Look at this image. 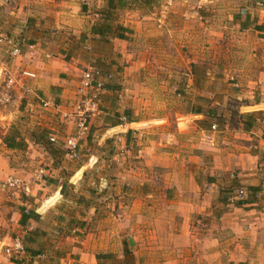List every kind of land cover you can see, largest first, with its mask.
<instances>
[{"label":"crops","instance_id":"crops-1","mask_svg":"<svg viewBox=\"0 0 264 264\" xmlns=\"http://www.w3.org/2000/svg\"><path fill=\"white\" fill-rule=\"evenodd\" d=\"M110 1L84 5L81 0H0L5 5L0 9L5 13L0 32L13 41H25L20 57L0 61L7 64L10 77L20 78L22 88H14L13 108L0 111L7 123L3 122L7 128L3 138L13 128L18 129V114L26 111L30 133L46 131L48 138L54 139L50 145L64 149V153L54 152L47 145L35 144L30 133H20L34 151L24 158V164L12 167L10 155L18 150L6 148L0 139V264H55L63 258H56L57 253L50 249L49 242L56 239L68 241L71 247L66 264H98L96 256L100 254L112 255L116 264H264V96L258 100L241 96L238 99L248 103L240 105L238 116H218V102L210 98L216 94L210 70L199 66L204 64L199 50L216 41L217 15H226L227 10L218 8L216 0H197L192 8L181 5L182 0H160V7L122 9L110 8ZM118 26L127 30L126 40L113 35ZM227 26L225 23L222 28ZM186 38L193 42L197 54L191 60L182 53L175 57L171 50L181 47ZM185 62L190 63V69ZM90 67L102 71L104 77L111 76L104 83L116 88L102 91L96 112L105 117L116 112L121 117L119 125L113 124L106 131H116L121 151L118 157L129 163L120 171L126 175L119 176V181L130 203L116 217H100L97 206L80 191L84 174L102 158V151L98 156L86 155L88 163L66 176V169L59 165L66 163L65 145L72 138L61 142L56 134L77 130L72 118L81 113L80 78ZM19 72L35 78H17ZM176 79L182 84L175 91L171 86ZM147 80L160 82L165 92L174 89L186 101L154 108L141 101L150 94ZM125 86L131 102L113 106L102 101L121 99L120 87ZM46 97L53 99L55 108L49 107L43 115L39 101L44 103ZM203 97L206 104H200ZM124 112L131 121H123ZM172 116H177L176 123L169 120ZM94 122L89 124L91 129ZM215 124L219 131L214 145L202 143L201 136ZM89 140L94 141L89 138L85 142ZM79 141L81 138L72 160L80 157L85 142ZM97 142L102 146L103 140L97 138ZM41 164L48 168L32 172L31 165ZM39 171L54 178V187L44 181L43 190L55 196L45 205L56 199L45 216L32 207L42 187L36 184L43 180ZM12 177L28 186L29 194L5 186ZM68 182L75 194L64 198L61 191ZM105 186L103 180L100 188L105 190ZM93 189L87 187V192L91 194ZM238 189L246 192L243 202L233 197ZM20 194L25 200L19 199ZM29 209L37 214V220L30 219L22 226V211ZM81 222L83 228L75 227ZM28 236L35 241L25 242L26 246H35L32 248L40 255L24 254L14 259L4 255L3 246L16 238L23 242Z\"/></svg>","mask_w":264,"mask_h":264},{"label":"rangeland","instance_id":"rangeland-1","mask_svg":"<svg viewBox=\"0 0 264 264\" xmlns=\"http://www.w3.org/2000/svg\"><path fill=\"white\" fill-rule=\"evenodd\" d=\"M94 2L95 0H89L88 2ZM116 1L112 0L113 6L116 8ZM181 1V0H180ZM214 1V0H213ZM87 1L81 0L82 4L88 3ZM194 3H197V0H182L181 5L185 4L184 6L188 8H192V5ZM218 8L227 10V14H218L217 15V24H218V35L216 36V41L205 45V49L200 52L199 50V57L203 58L202 65L199 64V66H204L209 68L210 70V78L211 84H214V89L216 91V94L214 96H211L212 101H217L218 104L216 105V111L217 115L221 116L224 115L226 118L227 116H238L235 114H238V110L240 105L244 103H248L246 100H240L241 96L243 97H254L255 100H258L259 98H262L264 93V81L261 83L262 80H264V0H216L214 3ZM144 5L145 7L151 5L152 7H160V0H149L148 2H138V3H126L127 8L135 7V6H141ZM180 5V6H181ZM5 5L0 3V9L4 7ZM5 13H0V22L4 21ZM248 18V26L244 29L242 32L240 24H244L246 22V18ZM2 23V22H1ZM225 23L229 26H227L226 30L222 28ZM263 27V31H256L255 27ZM1 37H8L7 34L0 32V38ZM183 42V41H182ZM193 42L186 38L184 42L182 43L181 47H172V54H175V57L178 56V54L182 53L183 57H185L186 60H191L197 57L196 51L192 49L193 46H191ZM181 45V44H179ZM209 48L208 50H206ZM10 46L6 45L5 43L0 42V61L2 63H5L6 60L16 58L12 57L10 54ZM0 64V111L3 109H7V107L11 106L16 98L14 97V88L16 89H22L20 88L21 80L18 78V75H21V73H17V80L14 82L13 86L7 87L8 79L10 78V75L7 72V64ZM190 63H183V65H187L190 69ZM6 68L5 73H1L3 69ZM92 68V67H90ZM95 69V68H93ZM87 70V69H86ZM84 70L82 74L86 71ZM96 70V69H95ZM102 73V71H100ZM4 76L3 79L1 76ZM104 76V73H102ZM82 77V75H81ZM216 77V78H215ZM3 79V80H2ZM111 80V79H109ZM188 78H186V81ZM81 81V78H80ZM173 81V87L176 90H179L181 88L182 80L176 79ZM150 87L148 90L150 94L147 96V98H142L141 101L146 102L148 101L150 104L153 105L154 108H157L161 104H170L171 106H175L178 102H185L186 99H182L184 96L178 97L174 89H171V92H165L164 89H162V84L160 82H148L146 81ZM186 83V82H185ZM188 83V82H187ZM80 85V84H79ZM123 96H121V99L116 97L114 100L111 99V97L108 100H102L105 104L110 105L112 103L113 106H116V102L126 104L127 102H131L125 95L124 89L125 87H120ZM164 88V87H163ZM79 92V90H78ZM152 92V93H151ZM102 93L100 92L96 94L93 91H88L84 93H78L79 98V105L80 109L79 113H76V117H73V121L75 126L73 128H76L77 130L74 132V129H70L68 133L65 132H59L56 136L58 139L63 142L62 140H66L68 137H71L72 139L78 140L81 138V142L83 143L87 141L89 138L93 139L94 141L91 142L89 140L88 142H85L82 146L80 157L76 160H72L69 158H65L66 163L61 164L59 162V165L61 167H64L66 169L64 175L70 174L71 171L75 170L80 165H85L88 161L86 155H99L101 151L103 152L102 158L96 162L94 161L92 169L88 170L82 179L83 185L80 187V191H82L83 196H89L91 199L93 206H97V210L99 212V216L102 217L103 215L112 214L115 217L122 214V212L125 210V208L130 203V196L128 192L125 190L119 181V176L124 177V175H120V171L122 169L126 168V164H129L127 160H120L118 157V152L120 151L119 143H116V131L113 132V130L110 129V126L116 123V112H112L111 114L107 115L106 117L104 115L98 114L96 112L97 107L94 111L89 112L90 109H87V103L86 101L92 100L97 101L100 100V96L102 97ZM6 96H8L6 100ZM119 96V94L117 95ZM186 98H191V95H185ZM204 98H201L200 104H203ZM44 102H50L49 107L53 104V99L51 98H44ZM18 101H20L18 99ZM206 104V102H204ZM18 105H16L14 108H16ZM49 107H44L43 103L39 101V108L42 109L43 115L46 114L49 110ZM13 108V107H12ZM55 108V107H54ZM40 109L37 110L40 112ZM47 110V111H46ZM1 113V112H0ZM49 114V113H48ZM95 114V115H94ZM1 117V116H0ZM85 119L87 121L88 129L83 134L80 132L79 124L80 122ZM95 120L94 127L91 129L89 127V124ZM170 121H177V116L169 117ZM183 120V119H181ZM5 122L4 118H0V139L3 138V135L6 131V129L3 128V124ZM16 124L19 126L18 130L21 134H29L30 129L32 127H28V123L30 122V117L27 116L26 111L22 114H18V117L16 119ZM108 124L107 126L104 124ZM152 125H160V122H153ZM216 125V124H215ZM68 128L67 125H64ZM183 126V125H182ZM182 129L185 128L181 127ZM218 128V125H217ZM219 130H217L218 132ZM90 135V136H89ZM218 136V135H216ZM215 136V138H216ZM99 140H103L102 146L100 143L97 142V138ZM107 141V143H106ZM216 141V139H215ZM52 143H48L47 141V148L56 151L60 150V152L64 153V149L61 148L59 145H50ZM54 144V143H53ZM63 144V143H62ZM27 145V144H26ZM65 150L68 154V148L65 145ZM123 151L126 150V147H123ZM34 151V148L29 149V146L27 145L26 148L23 151H19L16 154H12L11 156V162L10 166L16 167L20 166L21 163H23V160H26L24 158H29L30 155H32ZM3 150L0 148V153H2ZM68 157V155H67ZM122 158V157H121ZM122 162L123 163L121 165ZM134 162V161H133ZM88 163V162H87ZM24 164V163H23ZM108 164L109 167L106 168L105 166ZM32 172L38 171L39 168H48L47 166L41 164L36 167V165H31ZM36 167V168H35ZM121 167V168H120ZM104 172H106L104 174ZM123 172V171H122ZM43 176V175H42ZM15 179V177H12ZM106 180V188L107 189H101L100 186L103 183V180ZM42 182L37 181V185H42L41 188L37 191V198L33 199L32 207L39 210L40 214L42 216H45V214L51 209L54 208V202L48 205H45L51 198L55 197L51 195L52 192L43 190L45 182L48 184H52L51 187H54V178L50 177L49 175H46L43 178L41 177ZM67 180V179H66ZM74 180V179H73ZM72 180V181H73ZM75 179L74 181H76ZM45 181V182H44ZM70 181V180H69ZM67 188L65 189V195L62 197L69 198L74 196V191L71 187L70 182L67 183ZM87 187L94 188V192L89 194L87 192ZM17 191V190H16ZM11 193H14L12 191ZM79 194V192H77ZM80 195V194H79ZM77 196V195H75ZM41 197V198H40ZM44 197V198H42ZM24 199L25 197L23 194L19 195V199ZM45 206V207H44ZM68 210V209H66ZM97 226L98 224H94ZM98 227V226H97ZM50 239L49 237L47 240ZM45 241V238H44ZM55 243L49 242L51 244V250L57 254H59L61 259L56 260L55 264H66L67 258L69 255V251L71 247L68 245V241L62 240L59 241V239L55 240ZM35 247V246H32ZM37 248V247H36ZM116 256V255H115ZM115 258V257H114ZM114 261V262H113ZM112 264H116V258L113 260ZM54 264V263H53Z\"/></svg>","mask_w":264,"mask_h":264},{"label":"built area","instance_id":"built-area-1","mask_svg":"<svg viewBox=\"0 0 264 264\" xmlns=\"http://www.w3.org/2000/svg\"><path fill=\"white\" fill-rule=\"evenodd\" d=\"M83 1L88 2L89 0H83ZM84 5H87V3ZM0 42L5 43L6 45L10 46V49H11L10 54L12 57L18 58L21 56L22 44L24 45V42H25L24 40L18 39L17 41H13L12 39H9L7 37H1ZM5 72H6V68H4L1 73H5ZM21 76L22 78H29V79L35 78L33 74H30L28 72H22ZM109 79H111L110 76L104 77L99 70L88 68L82 74L81 81H80V87H79V93H82L84 95V93L88 91H93L96 94H98L103 91V87L105 84L104 82ZM7 82H8L7 87H11L14 85L13 83L16 82V80L10 77ZM7 98L8 96H6V100ZM86 103L88 106L87 109H90L89 112L94 111L95 108L97 107L96 101H92L88 99ZM43 106L49 107L50 104L49 102H44ZM123 121H125V119ZM79 127H80L81 134H83L88 129L87 121L83 119L80 122ZM217 130H218L217 125H212L210 129L201 136V142L204 144H209L210 146H213L215 143V136H216ZM50 141L54 142V139L51 138ZM1 145L2 144L0 143V148H1ZM77 145L78 143L76 139H70L66 142V146L68 148L67 155L69 159H74L76 157ZM39 175L42 177V175H44V172L39 171ZM5 186L15 189V190H20L25 194H29L30 192L28 186L24 185L20 180H16L13 178H8L7 181L5 182ZM245 195H246V192L244 189H238L235 191L233 197L236 200H244ZM3 252H4V255L9 259H14V258L23 256L25 254V251H24V245H23L22 240L20 238L14 239L10 244L3 246Z\"/></svg>","mask_w":264,"mask_h":264},{"label":"trees","instance_id":"trees-1","mask_svg":"<svg viewBox=\"0 0 264 264\" xmlns=\"http://www.w3.org/2000/svg\"><path fill=\"white\" fill-rule=\"evenodd\" d=\"M148 2L149 0H117L116 1V7L118 8H124L126 6V3H140V2ZM109 7L110 8H115V6H113L112 4V1L109 2ZM248 18H246V22H244V24H240L241 26V30H244L246 28V26H248ZM256 31H263V27H260V26H256L254 28ZM117 32H115L113 35L117 38V39H120V40H126V36H125V33H126V29L122 28L121 26H118L116 28ZM96 70H99L97 68H95ZM100 71V70H99ZM109 75V74H107ZM111 77V76H110ZM103 91H116V88L113 87V86H110L109 84H104V87H103ZM116 116V114H115ZM124 119L129 122L131 121V117L129 115L128 112H124L123 115ZM116 119H117V122L114 124V126L116 125H119L121 123V117L119 115L116 116ZM119 119V120H118ZM20 133L18 131V129L16 130L15 128H13L12 130H10V132L3 138V143L4 145L6 146V148L10 149V150H19V151H23L25 148H26V143L25 141L21 138V136H19ZM18 138V139H17ZM30 139L32 141H34L35 144H40V145H46L47 144V141L48 143H54V142H51L50 141V138H48V133L46 131H31L30 133ZM67 184H64L63 185V188H62V196L65 195V189L67 188L66 187ZM73 189V187H71ZM253 191V193L255 194V190L251 189ZM241 202H243V200H239ZM30 219L32 220H37V214H35V212L32 210V209H29V210H23L22 211V214H21V219H20V225H25L27 223V221H29ZM75 227H78V228H83L84 227V223L81 222V223H77L75 225ZM34 238L33 237H27L25 240H23V245H24V251H25V254H28L30 257H35V256H38L40 255V252L35 250L34 248L32 247H28L26 246V243L25 242H28V243H33ZM56 258H60L61 256L59 254H56L55 255ZM96 260L98 262V264H112L115 260V258L112 256V255H109V254H100V255H97L96 256ZM113 261V262H112Z\"/></svg>","mask_w":264,"mask_h":264}]
</instances>
